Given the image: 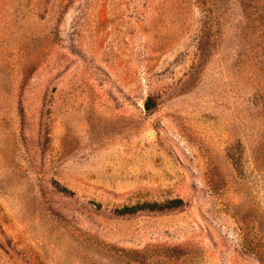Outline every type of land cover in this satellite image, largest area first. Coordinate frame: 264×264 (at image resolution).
I'll return each mask as SVG.
<instances>
[{
  "label": "rangeland",
  "instance_id": "374dc122",
  "mask_svg": "<svg viewBox=\"0 0 264 264\" xmlns=\"http://www.w3.org/2000/svg\"><path fill=\"white\" fill-rule=\"evenodd\" d=\"M0 264H264V0H0Z\"/></svg>",
  "mask_w": 264,
  "mask_h": 264
},
{
  "label": "trees",
  "instance_id": "16d2710c",
  "mask_svg": "<svg viewBox=\"0 0 264 264\" xmlns=\"http://www.w3.org/2000/svg\"><path fill=\"white\" fill-rule=\"evenodd\" d=\"M145 109H146L147 111H151V110H152V102H151L150 99H148V100L146 101V103H145Z\"/></svg>",
  "mask_w": 264,
  "mask_h": 264
}]
</instances>
